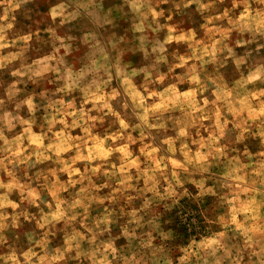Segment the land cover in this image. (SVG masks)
I'll return each mask as SVG.
<instances>
[{
  "label": "clouds",
  "instance_id": "obj_1",
  "mask_svg": "<svg viewBox=\"0 0 264 264\" xmlns=\"http://www.w3.org/2000/svg\"><path fill=\"white\" fill-rule=\"evenodd\" d=\"M0 264H264V0H0Z\"/></svg>",
  "mask_w": 264,
  "mask_h": 264
}]
</instances>
